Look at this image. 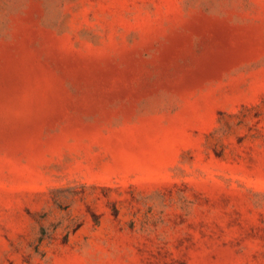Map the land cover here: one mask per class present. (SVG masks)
<instances>
[{
  "label": "rangeland",
  "instance_id": "1",
  "mask_svg": "<svg viewBox=\"0 0 264 264\" xmlns=\"http://www.w3.org/2000/svg\"><path fill=\"white\" fill-rule=\"evenodd\" d=\"M0 264H264V0H0Z\"/></svg>",
  "mask_w": 264,
  "mask_h": 264
}]
</instances>
